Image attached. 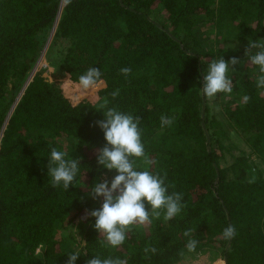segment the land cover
I'll use <instances>...</instances> for the list:
<instances>
[{"label":"trees","instance_id":"trees-1","mask_svg":"<svg viewBox=\"0 0 264 264\" xmlns=\"http://www.w3.org/2000/svg\"><path fill=\"white\" fill-rule=\"evenodd\" d=\"M199 27L209 28L203 36L215 35L212 48ZM52 30L48 55L67 42L54 53L56 75L79 85L87 69L102 71L103 84L78 103L45 77V68L35 71L40 40ZM259 40L264 0H0V264H67L74 251L81 253L76 264L94 255L121 256L128 264H180L188 256L264 264L263 171L243 153L223 166L227 134L199 90L211 60H240L229 72L233 92L221 94L222 113L264 163V90L245 54L249 41ZM123 67L132 69L127 78ZM104 98L142 119L148 170L167 174L169 191L183 193L186 205L171 221L134 226L118 250L103 246L88 215L103 203L89 195L94 183L118 174L97 163L107 144L96 125L104 119ZM162 114L174 117L170 127H161ZM53 147L82 158L78 186L51 185ZM229 224L236 236L226 241L222 231ZM188 229L199 241L195 252L185 246ZM78 234L85 245L75 250L66 244ZM149 245L156 255L146 256Z\"/></svg>","mask_w":264,"mask_h":264},{"label":"clouds","instance_id":"clouds-1","mask_svg":"<svg viewBox=\"0 0 264 264\" xmlns=\"http://www.w3.org/2000/svg\"><path fill=\"white\" fill-rule=\"evenodd\" d=\"M70 3L71 0H64ZM247 60L257 66L256 86L264 90V40L249 41L245 50ZM236 57L226 61L223 57L213 59L208 63L204 75L203 88L200 92L207 98H215L218 94H231L234 90L233 78L230 71H235L240 64ZM126 78L131 74L130 67L120 69ZM80 87L85 90H96L101 84L102 71L91 67L79 76ZM120 95V89L111 93L112 99ZM250 97L245 95L243 101ZM104 119L96 121V125L103 131L107 144L98 150L97 163L103 168L118 174L111 182H95L89 191L93 199L103 198L99 209L90 210L88 215L95 219L94 228L104 239V247L120 249L128 239L129 233L136 225L151 224L154 219L161 217L164 221H171L179 216L186 205L183 203V193L169 191L167 174L161 175L148 170L150 158L146 154L142 140V119L131 112H123L118 107L110 106L108 98H104L99 105ZM174 117L167 114L160 116L161 127H170ZM81 159L69 158L65 151L53 147L48 157V175L54 188L62 187L65 191L74 183L78 186V176L81 169ZM140 161V163H138ZM147 205H150V210ZM188 252H195L198 240L193 238L191 229L184 231ZM222 236L230 241L236 236L235 225H227ZM146 256L158 253L156 246H146L143 249ZM81 256L80 251L67 255V264H76ZM86 264H128V260L121 256L94 255L86 260ZM222 264V261L218 262Z\"/></svg>","mask_w":264,"mask_h":264},{"label":"rangeland","instance_id":"rangeland-1","mask_svg":"<svg viewBox=\"0 0 264 264\" xmlns=\"http://www.w3.org/2000/svg\"><path fill=\"white\" fill-rule=\"evenodd\" d=\"M202 28V29H201ZM198 34L201 36L204 42L206 44H211V48L213 47L214 43L216 42L214 39L215 35L213 36H203L205 32L209 29L208 27H199L198 28ZM54 30H52L48 35L46 40H40L41 42V49H42V55H44L42 60L38 61L36 68L37 70H40L41 68L46 69V73H44L45 77L49 79V81H55L57 82L64 90L66 96L70 101L73 103H78L84 99H86L89 96H92L96 90H89L85 91L83 90L80 85H75L71 83L68 79V77L65 76H59L56 75V67L54 65V53L57 54V52H60V50L67 46V42L59 41L57 46V49L53 52L51 57L48 55L49 48L53 45L54 42ZM204 37V38H203ZM46 53V54H45ZM248 65V64H247ZM36 70V71H37ZM222 95L218 94L215 98H208L209 99V105L213 111V115L217 118V120L223 125L224 130L226 131L227 138L224 140L225 146L228 148V152L226 153L225 160L223 162V166L227 167L230 166L232 163H234V160L236 157L242 155V153L246 156H251V165L258 168L259 170L263 171L264 175V163L261 162L260 159H256V156L253 154L252 150L247 146V144L244 142L241 135H239L234 129H232L226 122V119L222 113ZM253 154V155H252ZM103 182V181H102ZM77 225V224H76ZM76 232V228L74 229ZM61 236V233H59ZM68 241V239H67ZM66 241V242H67ZM81 242V245H79ZM69 247L75 248V250H80L84 245V241H82V237L80 234L77 235V239L75 242H69V244H66ZM66 248H68L66 246ZM203 256H197V257H190L188 256L184 262L180 264H218L219 261H216L215 263H211L205 258H202ZM222 264H224V261H222Z\"/></svg>","mask_w":264,"mask_h":264},{"label":"bare ground","instance_id":"bare-ground-1","mask_svg":"<svg viewBox=\"0 0 264 264\" xmlns=\"http://www.w3.org/2000/svg\"><path fill=\"white\" fill-rule=\"evenodd\" d=\"M41 60H42V58H41ZM36 69H37V68H35V71H36ZM34 73H35V72L33 71V73L30 75V78L28 79V81H27L26 84H28V82L30 81V79H31V77L33 76ZM26 84H25V85H26ZM26 86H27V85H26ZM26 86H25V88H26ZM21 94H22V92H21Z\"/></svg>","mask_w":264,"mask_h":264},{"label":"water","instance_id":"water-1","mask_svg":"<svg viewBox=\"0 0 264 264\" xmlns=\"http://www.w3.org/2000/svg\"><path fill=\"white\" fill-rule=\"evenodd\" d=\"M122 1V0H121ZM204 109H205V105H204ZM204 115H205V112L203 111V113H202V118L204 119ZM209 137V136H208ZM224 264H227V261H226V259H225V261H224Z\"/></svg>","mask_w":264,"mask_h":264},{"label":"built area","instance_id":"built-area-1","mask_svg":"<svg viewBox=\"0 0 264 264\" xmlns=\"http://www.w3.org/2000/svg\"><path fill=\"white\" fill-rule=\"evenodd\" d=\"M44 55H42V57H43Z\"/></svg>","mask_w":264,"mask_h":264}]
</instances>
